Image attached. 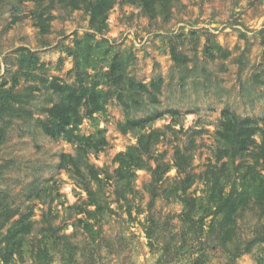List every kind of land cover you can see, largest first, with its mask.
I'll return each instance as SVG.
<instances>
[{
    "label": "rangeland",
    "instance_id": "1",
    "mask_svg": "<svg viewBox=\"0 0 264 264\" xmlns=\"http://www.w3.org/2000/svg\"><path fill=\"white\" fill-rule=\"evenodd\" d=\"M68 1L0 0V98L7 94L3 102L12 105V111L0 112V202L12 211L3 232L21 218L31 226L15 264H73L71 257L77 264H189L203 240L190 241L177 258L172 250L164 253L166 246L181 244L178 236L173 240L183 208L176 189L183 175L174 168V152L179 148L189 156L194 181L186 195L205 199L221 112L264 119V0H158L153 15L138 2L116 0L100 34L90 27L84 3L74 8ZM38 15L49 25L46 34L36 26ZM86 40L96 47L91 80L107 101L103 113L83 120L80 132L102 130L107 145L90 154L88 167L77 175L59 167L60 156H74L75 147L49 137L40 122L61 100L50 82H74L69 50ZM172 50L185 61L175 63ZM28 52L39 60L31 77L24 75L21 57ZM113 60L123 68L118 83L106 74ZM130 79L147 86L156 100L131 89ZM155 113L162 115L147 131H159L160 137L148 166L166 165L168 172L153 186L148 170L136 171L129 186L117 184L115 157L136 144L135 135L121 133L120 125ZM87 185L100 189L102 207L90 217ZM150 225L154 249L145 233ZM256 225V215L245 212L238 219L240 237H251ZM45 246L49 259L36 260L38 247ZM209 255L207 264H225L214 249ZM237 263L264 264V242Z\"/></svg>",
    "mask_w": 264,
    "mask_h": 264
},
{
    "label": "trees",
    "instance_id": "2",
    "mask_svg": "<svg viewBox=\"0 0 264 264\" xmlns=\"http://www.w3.org/2000/svg\"><path fill=\"white\" fill-rule=\"evenodd\" d=\"M115 1L70 0L68 3L78 8L79 3L83 2V8L89 15L90 27L95 33L100 34L107 27L108 12ZM129 1L140 3L145 12L153 15L154 4L158 0ZM36 21L40 33L42 35L48 33L49 25L43 20V16H36ZM89 36L93 38V35ZM95 50L96 47L92 48L88 40L77 41L76 48L69 50L74 58L75 80L72 84L50 82V89L60 94L61 100L47 110V119L40 122L41 129L49 137L61 138L75 147L74 156L69 154L60 156L59 167L73 171L77 175H82V169L88 167L87 157L103 151L107 145L102 130L88 136L80 132L83 120H94L95 114L103 113L107 101V93L99 88L97 82L91 80L92 76L89 74V71H95V65H91ZM171 55L177 64L186 59L178 56L174 50L171 51ZM21 57H24L22 62L27 68L24 75L31 77V67H35L39 60L29 52L22 54ZM122 72L120 62L113 60L106 74L108 78L118 83L123 78ZM128 83L131 89L137 88L140 92L148 94L154 101L156 100L147 86L135 84L131 79ZM151 86L155 92H159L158 85L152 83ZM4 96L0 98V112L6 113V111H12V105L11 102H3L5 101ZM10 97H12L11 100L15 98L13 95ZM10 99L6 97V101ZM82 109L85 110L84 113ZM169 113L175 114L176 112L170 111ZM161 115V113H155L144 119H127L124 124L120 125L121 133L135 135L136 144L129 146L115 157L117 168L113 176L117 184L129 186L136 171L148 170L151 173V185L153 186L168 172L169 166L166 165L157 164L154 168L148 166L152 149L158 143L160 134L159 131L148 132L147 130ZM215 140V164L205 172L207 185L205 199L186 195V191L194 181V176L188 172L189 156L179 148H176L174 152V168L178 174L183 175V179L176 188L182 193L177 196V199L182 203L183 208L179 215L181 230L173 240L178 236L181 244L175 247L166 246L164 253L167 256L172 250L174 257L177 258L183 252H187L190 241L192 243L203 240L200 242L202 247L199 255L191 259L189 264L209 263V253L212 249L220 253L225 264H238L237 261L242 255L253 254L255 247L264 242V119L243 118L229 109H224L215 132ZM91 179L99 187L101 180L98 174L93 173ZM84 189L87 194V207H94V210L86 209L85 213L89 217L101 213L100 189L95 191L88 185ZM248 211L256 215L257 225L252 236L243 239L239 235L238 219ZM11 214L12 211L3 207L0 202V263L2 264H15V257H22L24 241L31 231V226L21 218L12 222L3 232L10 221ZM84 228L90 231L88 222H85ZM153 229L150 225L145 231L151 249H154L151 241L154 234ZM53 231L55 232V229L51 233ZM34 257L41 262L47 261L49 259L47 247H38ZM71 260L73 264H77L72 257Z\"/></svg>",
    "mask_w": 264,
    "mask_h": 264
}]
</instances>
